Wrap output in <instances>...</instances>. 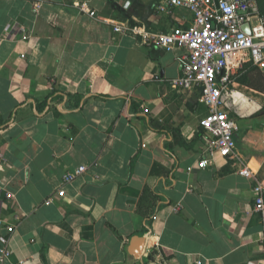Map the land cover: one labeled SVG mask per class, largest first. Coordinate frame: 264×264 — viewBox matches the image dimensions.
<instances>
[{
	"label": "crops",
	"instance_id": "0c3cea01",
	"mask_svg": "<svg viewBox=\"0 0 264 264\" xmlns=\"http://www.w3.org/2000/svg\"><path fill=\"white\" fill-rule=\"evenodd\" d=\"M161 1L0 0L7 264H264V82L235 79L238 157L202 168L200 90L170 86L183 51L136 32L192 24Z\"/></svg>",
	"mask_w": 264,
	"mask_h": 264
},
{
	"label": "built area",
	"instance_id": "2783aa9c",
	"mask_svg": "<svg viewBox=\"0 0 264 264\" xmlns=\"http://www.w3.org/2000/svg\"><path fill=\"white\" fill-rule=\"evenodd\" d=\"M36 8L39 3H35ZM187 7L194 15L188 27L175 26L167 32H156L142 27L137 29L141 44L165 50L179 49L180 75L170 81L173 88L199 89L200 101L207 112L200 119L206 144L202 151L200 166L207 168L216 157L234 159L238 157L234 132L237 122L228 108L226 96L232 89L235 76L247 64L264 70V13L257 0H163L158 9L169 11L176 7ZM90 15H95L94 11ZM121 24L115 31L124 32ZM2 158L0 155V165ZM86 170L80 166L63 176L70 182ZM239 172L252 177L251 169L245 165ZM253 210L261 215L264 235V186L255 187ZM3 191L0 185V195ZM65 193L64 188L58 191ZM6 197L13 194L6 192ZM7 233L0 235V264H7L11 256L9 247L13 226H7Z\"/></svg>",
	"mask_w": 264,
	"mask_h": 264
},
{
	"label": "rangeland",
	"instance_id": "374dc122",
	"mask_svg": "<svg viewBox=\"0 0 264 264\" xmlns=\"http://www.w3.org/2000/svg\"><path fill=\"white\" fill-rule=\"evenodd\" d=\"M241 76L246 80V83H254L255 80L260 83L264 82V72L255 67L246 68Z\"/></svg>",
	"mask_w": 264,
	"mask_h": 264
},
{
	"label": "trees",
	"instance_id": "16d2710c",
	"mask_svg": "<svg viewBox=\"0 0 264 264\" xmlns=\"http://www.w3.org/2000/svg\"><path fill=\"white\" fill-rule=\"evenodd\" d=\"M258 4H259L260 11H261L262 13H264V0H258ZM250 67H254V66H252L251 64H247V65L243 68V70H240L239 74H237V75L235 76V79H236L238 82H240V83H242V84H245V83H246V80H244V78H243L241 75H242L243 71H244L246 68H250ZM255 68H256V67H255ZM259 70H260V69H259Z\"/></svg>",
	"mask_w": 264,
	"mask_h": 264
}]
</instances>
